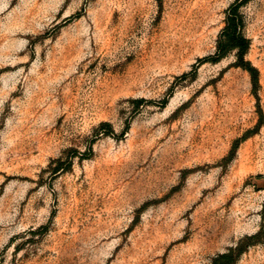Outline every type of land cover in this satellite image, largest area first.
<instances>
[{
	"label": "rangeland",
	"instance_id": "obj_1",
	"mask_svg": "<svg viewBox=\"0 0 264 264\" xmlns=\"http://www.w3.org/2000/svg\"><path fill=\"white\" fill-rule=\"evenodd\" d=\"M235 1L0 0V264H264V0L257 88L211 59Z\"/></svg>",
	"mask_w": 264,
	"mask_h": 264
},
{
	"label": "trees",
	"instance_id": "obj_2",
	"mask_svg": "<svg viewBox=\"0 0 264 264\" xmlns=\"http://www.w3.org/2000/svg\"><path fill=\"white\" fill-rule=\"evenodd\" d=\"M248 0H236L230 8L227 10L226 18H225V27L220 32L217 45H216V53L215 56L212 57L213 61H219L222 58L226 57L229 53L236 51L237 61L236 65L247 70L253 81V85L255 89L258 86V70L250 61L246 60V54L249 51L251 41L244 34V18L241 13V7ZM105 125H109L105 123ZM257 235L248 236L249 238H254ZM242 248L239 245L235 249L230 250L229 252L218 255L214 258L213 264H229V262L236 253L238 256L242 252Z\"/></svg>",
	"mask_w": 264,
	"mask_h": 264
}]
</instances>
